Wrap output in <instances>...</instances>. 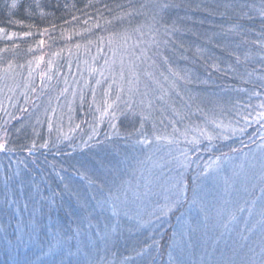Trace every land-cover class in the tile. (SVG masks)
Masks as SVG:
<instances>
[{
    "label": "trees",
    "instance_id": "trees-1",
    "mask_svg": "<svg viewBox=\"0 0 264 264\" xmlns=\"http://www.w3.org/2000/svg\"><path fill=\"white\" fill-rule=\"evenodd\" d=\"M145 2L146 0H118L117 7H115L118 14H115L117 15L115 18H119L129 11L135 13L140 4ZM167 3L172 7L160 13L164 19L156 23L155 26L161 34L165 28L168 29L169 48L166 54L165 46L160 48L157 67L148 70L155 72L166 88L176 81L185 101L189 97L203 98L212 97L213 94L227 96L231 94L230 100L238 99L237 103L247 104L249 98L246 99L248 96L244 98L240 90L245 93L251 91L250 96L257 90L260 91L259 85L262 77L260 76L261 70L257 65H262L260 57H264V28L253 26L255 20L259 23H263V21L259 20L257 16L253 17L254 20L240 16V6L252 3L247 0H167ZM120 5L124 7L121 8ZM144 11L146 15H139L137 19L133 20L131 24L133 26L128 25V20L125 19L123 24L118 22V25L111 29L107 35L118 32L119 43V40L123 39L125 30L127 29L130 33V29L136 27L137 24H144L147 32V25L154 22L151 19L152 11L150 9ZM1 19L0 13V27L5 28L7 33H15L16 37L20 36L21 30L9 29ZM157 20L159 21V16ZM114 21L118 20L114 19ZM236 25L239 27L233 33L227 32L230 26ZM63 28L66 26L63 25L59 28L61 30L59 33H63ZM228 36L232 37L230 41L226 38ZM4 37L7 36L0 35V50H5L1 49V46L7 44L3 42L6 40ZM97 45L99 44H94V46ZM106 48H110V46L106 45ZM81 49L80 46L76 56L69 52L70 56L68 57L62 55L63 52L59 50V55L56 57L58 59L54 61L53 69L50 72H47L39 80L36 76L33 84H22L27 88L21 91V95L15 99L13 96L7 107H0V137L3 136L2 129L7 128L10 132L9 147L15 149V155L0 154V264H52L53 259L44 258L38 255L39 252L29 251L25 247L26 234L43 233L44 231H39L40 225L43 227L51 225L56 233L59 231L72 234L77 224L81 226V220L78 217L86 214L89 217L86 218V222L89 220L96 222L97 225L100 224L101 219L105 217L109 219L110 215H105V210L108 209L101 211L98 206V201L101 199L102 182L107 180L110 183L115 179L118 183L121 176L127 181L136 179L137 177L135 178L131 169L128 168L129 165L132 167L140 155L147 154L150 160L162 155V152L155 150L152 153L147 150L142 153L139 148L133 147L135 140L139 139V133L136 130L140 128V119L137 115L133 120L131 114L128 119L119 116L114 121L117 125L115 130L110 127L108 117H105L103 121H99V117H96L95 123L99 126L97 135L89 142L88 147H79L90 135L87 130L91 124L88 110L92 109L95 102L104 107L106 99L92 100L93 94L90 86L95 80L93 77L88 79V72L86 75L84 73L83 57H80ZM89 50L91 51L90 48ZM163 57H167L168 63H164ZM92 58L87 59L91 60ZM237 58H244V62L241 63ZM252 58H257V62ZM6 64V66L11 64L13 73L10 76H4L0 71V91H2L0 96L4 100L8 96L7 88L9 86L20 85L23 80L21 70L25 67L24 62L17 57L11 58ZM169 67L171 71L168 70ZM2 68L0 67V69ZM143 70L144 68L141 67L140 71L143 72ZM161 71L169 76L167 83L159 75ZM249 73H251L250 76ZM258 75L259 77L255 79ZM198 80L202 82L199 86L195 84ZM120 83V74L118 77L112 75L102 82L101 86H104L106 90L109 84L112 85L109 102L115 100ZM124 87L127 89L126 83ZM81 96L84 98L83 101ZM33 98L38 99L35 104L32 101ZM25 99L26 101H24ZM29 99L34 106H30ZM122 99L126 100L127 96H123ZM179 103L178 101V107ZM61 105H63L62 113L55 114L54 112ZM69 105L80 112L81 121L75 124H72L73 119L69 121L70 113L66 112ZM119 106L121 109L124 108L122 103ZM159 116V113L155 114L158 132L163 130L159 124ZM38 117L42 123H37ZM49 117H51L53 125L51 131L48 127ZM199 120H201L200 117H195L193 122ZM6 122L8 123L6 124ZM59 123H61V127L56 129L54 126ZM76 125H80V127L76 128ZM69 130L70 132H68ZM143 132L148 136L153 134L152 120L147 122ZM61 133L69 136L70 141L63 140ZM45 139L50 140V145H52L50 150L39 147ZM33 141H36L37 148L31 155L34 160L30 161L26 172L23 171V184L11 183L5 188L3 176L8 167L6 161L9 158H18L19 154L31 147ZM70 142L77 145L75 150L69 147ZM215 144L222 152H229L231 147H240L237 145L238 141L235 140H217ZM208 153H200L202 161L207 159L205 157ZM217 154L220 152L212 155ZM4 156L7 159H4ZM143 168L144 164L142 163L136 170ZM132 169L135 170V168ZM118 171L121 174L119 178ZM165 171L166 174L169 173L167 169ZM191 172L192 169H188L189 175ZM188 182L191 180L189 179ZM95 186L97 189L95 188L96 190L93 191ZM192 187L190 186L187 194L188 200ZM9 188H12L13 191ZM103 194L107 195V187L104 188ZM13 196L17 203H6V197ZM186 204L189 203L184 202L179 210H174L169 214L168 226L165 227V233L161 236L162 240L161 238L157 239L161 242L162 247L153 246V242L144 245L146 258L139 264H173L175 251L180 248V241L186 239L182 235L184 232L176 233L179 226L178 221ZM187 219L188 228L189 224L192 225L193 220L190 214L187 215ZM36 222L37 224H35ZM92 231V228L86 223L80 234ZM225 231L223 232L221 229L214 232L215 243L211 246H200L198 250L204 255L206 249L223 243V239L228 237L222 239V232L224 234ZM174 232L176 233L175 237L173 236ZM72 236L74 235L72 234ZM244 247H242V251L245 253ZM255 252L256 249L254 253L251 250L248 257H252ZM61 255L58 254L55 259L59 260ZM75 256L73 255L71 259L76 260ZM66 259L65 256V261Z\"/></svg>",
    "mask_w": 264,
    "mask_h": 264
},
{
    "label": "rangeland",
    "instance_id": "rangeland-1",
    "mask_svg": "<svg viewBox=\"0 0 264 264\" xmlns=\"http://www.w3.org/2000/svg\"><path fill=\"white\" fill-rule=\"evenodd\" d=\"M247 1L257 6L260 4V0ZM10 3L11 0L1 1V20L9 29L21 30V33L19 34L20 36H13L11 39L4 37V40H6L3 42L7 44L1 46V49L5 50L0 51V67L8 70L2 71V75L10 76L13 73L12 67L9 68V66H6V63L13 57L22 60L25 67L21 70L23 80L20 85L14 87L9 86L7 88L8 98L6 97L5 100L0 96V107H7L9 102L12 101L11 99L13 96L15 99V97L21 95V91L27 88V86L22 84H33L36 76L39 80L47 72H50L53 69L54 61L58 59L56 57L59 55V50L63 52L62 55L64 56H70L69 52H72L73 56H76L80 46L82 47L80 57H83L82 67H84V73L86 75L88 72V79L93 77L95 80L90 86L92 87V94L93 90H95V99L101 100L106 98L104 96L106 89L104 86H101L102 82L112 77V75L118 77L121 71L120 64L122 55L125 58V62H127V55L124 52L125 41L124 39H120L118 43V32H115L117 35L113 37V43L110 48H106V45H108V38L113 34L111 33L108 36L107 33L118 25V21L115 22L113 19L117 16L115 14H118V10H115L118 0H39V4L41 5L40 8H36V0H19L20 7L11 10V12L6 7V5ZM29 5L32 6V14L25 11ZM41 12L46 15L42 16ZM254 16H257L258 19L261 20L257 13L253 14V17ZM73 17H76V19L74 20ZM10 20L12 21L11 23L9 22ZM109 21H112V24H109ZM97 24L100 25L99 28L96 27ZM53 25H55V27H53ZM63 25H65L66 28H63V33H59L61 32L59 28L63 27ZM253 26H262L260 28H264V21L263 23H259V21L255 20ZM44 29H48V31L44 32ZM231 29H233V26H230L227 32L233 33L234 31ZM24 32H30L31 35L23 36L22 33ZM163 33L164 31H162V34ZM129 34L132 35V39L129 40L127 44L128 51H131V45L136 43V36L131 32ZM100 36L105 37L102 51H98V49L101 48L98 42V37ZM226 38H228L229 41L232 39L231 36ZM41 40L45 42L42 46L39 43ZM90 41L91 43L89 44ZM96 43L99 45L94 46ZM77 45H79V47H77ZM164 48L166 54L169 48L168 44ZM113 49L117 50L115 57L113 56ZM41 57L43 59H40ZM245 57L247 59V56ZM87 58L92 59L89 60ZM244 58H238V60L242 63L244 62ZM252 59L257 62V58ZM92 60H94V62H92ZM247 60L249 61V59ZM49 61H51V65H49ZM106 61L108 62L107 64ZM260 61L262 65H257V67L261 70L260 76L264 77V57H260ZM142 67L144 68V66ZM77 72L79 71L77 70ZM101 73H103V75ZM125 74L127 75V73ZM258 77L259 75L256 76L255 79ZM97 80L101 83L97 84ZM195 84L199 86L202 82L198 80ZM259 89L264 93V88ZM240 91L244 98L248 96L246 99L249 98V104L237 103L238 99H235V101L231 100V103L225 104L223 111L217 109L218 120L222 121L225 125H231V127L237 129H245L243 133L237 132L235 137L229 139L238 141L239 144L237 145L240 147L237 149L239 153L236 155L235 159L222 165V171L219 172L215 180L210 178L206 181L198 180L196 182L195 187L197 189L196 194L198 202L195 205L190 203L185 205L180 220L178 221V231L180 233L177 230L176 233H186V231L191 228H194L195 231L192 232L191 237L184 235L186 239L180 241V248L175 251L173 264H220V262H223V264H229V262H233V264H246L249 259L255 261L259 258L258 254L261 250V241L264 240V231H262L259 223L262 188L258 177L262 169H264V152L257 146L264 144V140L259 136L253 137V133L258 130L264 131V129H260V125L255 123L249 126L245 123L244 117L248 116L249 120H251V118L256 115V112L260 110L258 105L264 102V95L259 97L255 95L250 96L252 94L251 91L246 93L243 90ZM1 92L2 91H0V93ZM223 96L227 101L230 99L231 94L228 96L223 94ZM22 97L26 98L27 96ZM37 100L38 99L33 98L32 101H34L35 104ZM92 100H94V98H92ZM24 101H26V99ZM30 101L31 99H29V102ZM34 104L30 102V106H34ZM70 106L71 105L66 108V112L70 113L69 121L73 119L72 124H75L81 121L80 112L76 108L74 109L73 106L72 108ZM97 109L102 110L103 107L96 102L95 105L92 106V109H87L88 116L91 119V124L87 128L90 135L94 127H96V129L99 127L95 122L97 121L96 117H100L101 112L97 111ZM62 110L63 105L59 106L54 113L60 115ZM83 113L85 114L84 110ZM249 113H251L250 116ZM201 122V120L195 121L197 124ZM54 127L56 129L61 127V123L55 124ZM162 131L163 130L160 132ZM68 132H70V130ZM229 135H231L230 132ZM149 137L153 140L155 139L153 134H151V136L149 135ZM250 138H253L255 142L253 143ZM241 141H243V144H246L247 147H243ZM215 142L216 141H214V144ZM224 153H230V151ZM210 155L214 159L215 155L208 153L205 157L207 159L202 161L201 167H203L204 162L209 161ZM147 156V154L140 155L137 161L132 164V167L130 165L128 166L135 178L137 177L136 179L129 180L133 185L143 178L148 177L150 170L155 171L152 167L153 161L159 156L155 157L153 160H150ZM4 159H7V157L4 156ZM13 159L27 160L28 165L34 160L27 151H23L22 154H19L18 158L15 157ZM8 161H6V166H8ZM127 161L128 159L126 162ZM142 163L144 164V168L136 170ZM28 165L27 168H25L24 164H21L20 168L26 172L29 167ZM12 167L13 171H15L16 166ZM132 168H135V170ZM172 168L171 173L170 171L169 173L167 172L166 178L173 177L177 180H181L182 183L186 182L188 184L187 195L190 186H193L192 181L195 174V165H192L191 175L188 174V169L177 168L175 163L172 164ZM180 173H183V176H181ZM120 175L118 171V178ZM226 177L229 179L230 185L227 192H225L224 185V179ZM189 179L191 182H188ZM95 188L97 189L95 186L93 191L96 190ZM9 189L13 191L12 188ZM192 189L189 201H191L193 197ZM159 201L161 204L163 203L162 196L159 197ZM202 205L209 209L207 213L202 210ZM242 208H252V216L250 219L247 211L241 212ZM151 210L152 208L149 207L145 211L143 216L144 223L142 224H138L134 219L129 220L123 215L115 216L112 214L110 208L105 210V215H110V218L108 219L105 217L101 219L98 225L95 224L96 222H90L89 220L86 222V218H89L87 214L79 216L78 218L81 220V226L77 224L76 229L79 227L81 231L87 223L93 231L91 233L86 232L84 234H79V236H75L76 229H74L72 234L75 238L68 240L67 244L71 245L73 253L79 248V254L75 256L76 260L90 261L91 264H139L146 258V248L144 245L148 242L152 243L153 240H157L164 235L165 227L168 226L170 218L169 213L163 216L161 220H157L147 214L151 212ZM221 213L223 215H221ZM188 214H190L193 221L192 225L190 226L189 224L187 228ZM231 216H235L236 219L230 223L229 228L225 231L223 223ZM162 221L164 222L163 229L160 227ZM246 223L248 228H253L251 233L245 230ZM35 224H37V222ZM185 228H187L186 231H184ZM221 229H223V232L225 231L224 234L222 232V239L228 237L223 239V243L213 248L206 249L203 255V252H200L198 247L213 245L215 243L213 234ZM39 231L44 232L26 234L25 247L29 251L35 253L39 252L38 255L52 260L53 256L45 253H47L48 250V242L51 241L56 232H54L55 230L51 225H49V227L40 225ZM30 235L32 236V240H29ZM243 246H245L244 248L246 249L245 253L242 251ZM255 249V254L252 257H248L249 252L252 250V253H254ZM66 251L67 245L65 246V252ZM86 252L87 255H85Z\"/></svg>",
    "mask_w": 264,
    "mask_h": 264
},
{
    "label": "snow or ice",
    "instance_id": "snow-or-ice-1",
    "mask_svg": "<svg viewBox=\"0 0 264 264\" xmlns=\"http://www.w3.org/2000/svg\"><path fill=\"white\" fill-rule=\"evenodd\" d=\"M6 7L11 10L18 9L20 7L19 0H11L10 4H7ZM39 0H36V8H40ZM58 7V5H57ZM107 7V6H105ZM119 7L123 8V5ZM172 5L167 3V0H146L145 3L140 4L139 9L134 13L129 11L124 13L123 16L117 19L119 23L123 24L124 20L127 19L129 25L132 21L137 19L139 15H146L144 10L150 9L152 11L151 19L153 24L147 25V32L145 31L144 24H137L136 27L131 29V33L136 36V43L131 45V51H128L127 42L132 39V35L128 33L127 29L123 34V39L125 41L124 52L127 55V62L125 58L121 56V71H120V85L119 91L116 95L115 100H110L111 88L112 85L109 84L107 90H105L103 109H97L101 112L99 121H103L105 117L109 118L110 127L115 130L117 125L114 121L117 120L119 116H124V119L129 118V114L133 120L136 116L139 115L140 119V128L136 131L139 133V139H136L133 147L139 148L143 153L147 150L149 153H152L154 150L162 152L156 160L153 161V169L150 170L148 177L143 178L141 181H138L136 184H132L130 181L124 180L123 177H120L119 183L115 179L111 182H102L101 184V199L98 201V206L101 211L110 208L112 214L115 216L123 215L129 220H136L138 224L144 223L143 216L145 211L151 207V212L147 214L150 217H154L157 220L171 212L173 210H179L184 202H188L192 205H195L198 202L197 199V189L195 187L198 180L206 181L208 179H216V176L222 171V165L228 161H231L236 158V155L239 153V150L236 147L230 148V153H224L220 151V148L214 144V141L223 140L227 141L236 136L237 132L243 133L244 128H234L231 125H225L222 121L217 119V109L223 111L224 105L231 103V100H225L223 95L213 94L212 97H189L185 101L184 95L179 90L178 83L173 81L167 88L164 87V84L161 83L159 77L153 71H149V68H156L158 65V57L160 56V48L166 46L170 43L168 39V29L165 28L163 34L160 33L159 29L156 28L155 24L163 21V16H160V13L165 12ZM248 9V11H245ZM25 11L29 14H32V6L29 5ZM253 13H257L262 21H264V0H260V4H243L240 6V16L248 17L249 19L253 18ZM41 15H46L41 12ZM159 16V21L157 17ZM75 20L76 17H73ZM12 22L11 20L9 21ZM67 22V21H66ZM112 24V21L108 22ZM55 27V25H53ZM97 28L100 27L99 24L96 25ZM238 25L233 26L235 30ZM48 29H44V32H47ZM0 34H4L11 39L15 36V33H7L5 28L0 27ZM23 36H30V32L22 33ZM117 35L115 33L111 34L108 38V45L111 46L113 43V37ZM104 36L98 37V42L101 45V48L98 51H102L104 45ZM40 45L42 46L45 42L41 40ZM91 43V41L89 42ZM79 47V45H77ZM4 51V50H0ZM117 50L113 49V56L115 57ZM40 59H43L42 57ZM164 63H168L167 57L162 58ZM238 59V58H237ZM108 62L106 61V64ZM51 65V61H49ZM144 67L143 72L140 71L141 67ZM23 67V66H21ZM11 68V64H9ZM8 69H0V71H7ZM171 71V68L168 69ZM127 73V75L125 74ZM103 75V73H101ZM163 77L164 82L169 81V76L165 75L163 71L159 74ZM249 76L251 73L248 74ZM101 82L97 80V84ZM127 84V89H125L124 84ZM259 88H264V77L261 78V83ZM65 91H67L65 89ZM253 95L259 97L264 95L261 91L257 90ZM123 96H127V99H122ZM93 98L95 99V90H93ZM83 96L81 100L83 101ZM179 107L177 106V102ZM198 101V102H197ZM119 102V103H118ZM120 103L124 105V108H120ZM259 111L256 112V115L249 120L248 116L244 117L245 123L249 126L252 123L259 124L260 129H264V102L258 105ZM26 111V109H25ZM53 111H55L53 109ZM159 113V124L163 127L162 132L157 130V122L155 119V114ZM251 113H249V116ZM195 117L201 118V123L197 124L193 122ZM14 119L19 120V118L14 117ZM152 120L153 123V136L155 139H151L147 134L143 132V129L147 122ZM8 122H6L7 124ZM37 123H42L37 118ZM49 131L52 130V120L51 117L48 119ZM80 125H76V128H79ZM3 136L0 137V153L12 154L15 155V149L9 147L10 143V132L7 128L2 129ZM19 131V129H18ZM229 132L231 135H229ZM97 135L96 127L93 128L92 134L89 135L87 140H84L79 147H88L89 142L93 137ZM63 140L70 141V137L61 133ZM259 136L264 140V131H257L253 133V137ZM107 138V137H106ZM254 143L255 140L250 138ZM207 141V143H205ZM59 142V137H58ZM243 147H247L246 144H243ZM183 145V146H182ZM50 140L45 139L43 144L39 145L40 148L45 150H50ZM190 146V147H188ZM69 147L73 150L77 145L69 143ZM258 148L264 152V144L258 145ZM37 148L36 141H33L31 147L27 148L29 155H32L34 150ZM166 149V151H165ZM220 152L219 155H215L214 159L210 155L209 161L203 163L201 167L202 156L201 152H209L215 154ZM195 157V159H192ZM175 163L177 168L180 169H191L192 165H195L194 176H193V197L189 201L186 195L188 190V184L186 182H181L173 177L166 178V169L171 171V165ZM24 164L27 168V160H13L9 158L8 167L5 169L3 176V183L5 188L8 187L11 183L23 184V170L20 168V165ZM13 165L16 166L15 171H13ZM183 176V173H180ZM259 183L261 185V208H260V225L262 231H264V169H262L260 176L258 177ZM174 181V182H173ZM225 192L228 191L229 179L226 177L224 179ZM107 187V195H104V188ZM163 197V203L159 201V197ZM6 203L16 204L17 200L13 197H6ZM27 206V205H25ZM202 210L207 213L209 209L202 205ZM248 212L249 219L252 216V208H242L241 212ZM221 215H223L221 213ZM236 219L235 216L229 217L223 223L225 230L229 228V225L232 221ZM163 221L161 222V229H163ZM245 230L251 233L253 228H248L247 223L245 224ZM195 229L191 228L182 235H188L191 237L192 232ZM80 228L78 227L75 232V236H79ZM176 233H173L175 237ZM75 238L72 235L65 234L62 232H57L48 242V250L45 254H51L53 256L52 264H91L90 261L84 260H73L71 257L73 255L79 254V248H77L76 253H73L71 245L67 244V241ZM22 240V237L20 238ZM247 239V238H245ZM29 240H32V236H29ZM162 240V237H161ZM35 242V241H33ZM43 243V242H41ZM67 245V251L65 252V246ZM153 246H161L162 244L158 240H153ZM58 254H62L59 260H56L55 257ZM87 255V252L85 253ZM65 256L67 260L65 261ZM258 260L249 259L246 264H264V240L261 241V250L258 254ZM223 264V262H220ZM233 264V262H229Z\"/></svg>",
    "mask_w": 264,
    "mask_h": 264
}]
</instances>
